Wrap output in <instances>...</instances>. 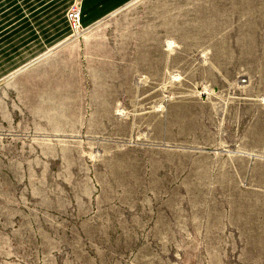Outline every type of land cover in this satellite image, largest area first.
<instances>
[{"label": "rangeland", "instance_id": "374dc122", "mask_svg": "<svg viewBox=\"0 0 264 264\" xmlns=\"http://www.w3.org/2000/svg\"><path fill=\"white\" fill-rule=\"evenodd\" d=\"M82 4L0 0V264H264V0Z\"/></svg>", "mask_w": 264, "mask_h": 264}, {"label": "crops", "instance_id": "0c3cea01", "mask_svg": "<svg viewBox=\"0 0 264 264\" xmlns=\"http://www.w3.org/2000/svg\"><path fill=\"white\" fill-rule=\"evenodd\" d=\"M134 0H83L81 19L90 25L98 23L102 17L121 9Z\"/></svg>", "mask_w": 264, "mask_h": 264}, {"label": "built area", "instance_id": "2783aa9c", "mask_svg": "<svg viewBox=\"0 0 264 264\" xmlns=\"http://www.w3.org/2000/svg\"><path fill=\"white\" fill-rule=\"evenodd\" d=\"M81 9L73 6L67 13V18L75 30H78L81 25Z\"/></svg>", "mask_w": 264, "mask_h": 264}]
</instances>
